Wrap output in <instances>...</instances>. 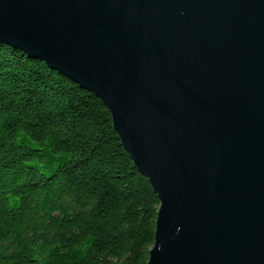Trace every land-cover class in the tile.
I'll list each match as a JSON object with an SVG mask.
<instances>
[{"label":"water","instance_id":"1","mask_svg":"<svg viewBox=\"0 0 264 264\" xmlns=\"http://www.w3.org/2000/svg\"><path fill=\"white\" fill-rule=\"evenodd\" d=\"M0 42L109 109L160 200L147 264H264V0H0Z\"/></svg>","mask_w":264,"mask_h":264},{"label":"trees","instance_id":"2","mask_svg":"<svg viewBox=\"0 0 264 264\" xmlns=\"http://www.w3.org/2000/svg\"><path fill=\"white\" fill-rule=\"evenodd\" d=\"M159 208L103 101L0 42V264H147Z\"/></svg>","mask_w":264,"mask_h":264}]
</instances>
